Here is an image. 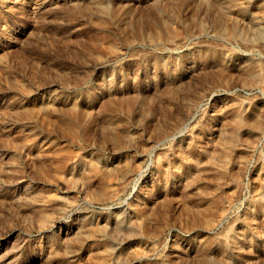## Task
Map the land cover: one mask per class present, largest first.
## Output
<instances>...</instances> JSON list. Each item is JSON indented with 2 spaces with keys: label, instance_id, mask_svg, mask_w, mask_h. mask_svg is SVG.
<instances>
[{
  "label": "rangeland",
  "instance_id": "rangeland-1",
  "mask_svg": "<svg viewBox=\"0 0 264 264\" xmlns=\"http://www.w3.org/2000/svg\"><path fill=\"white\" fill-rule=\"evenodd\" d=\"M262 3L0 0V264H264ZM237 111L258 129L211 169Z\"/></svg>",
  "mask_w": 264,
  "mask_h": 264
},
{
  "label": "bare ground",
  "instance_id": "bare-ground-1",
  "mask_svg": "<svg viewBox=\"0 0 264 264\" xmlns=\"http://www.w3.org/2000/svg\"><path fill=\"white\" fill-rule=\"evenodd\" d=\"M263 3L262 4H264V0H261ZM222 2V1H221ZM250 3V2H249ZM261 3V2H260ZM259 3V4H260ZM89 4V3H88ZM92 4H94L95 6H96V8H97V10L100 12V13H104L105 12V9H104V5L102 4V2L101 1H94V3H92ZM153 4V3H152ZM152 4H150V5H152ZM220 4V3H219ZM258 4V3H257ZM35 5V4H34ZM86 6V5H85ZM172 6V5H171ZM229 6V5H228ZM258 6V5H257ZM256 6V7H257ZM170 7V6H169ZM225 7H226V5H225ZM86 8V7H85ZM87 9V8H86ZM153 9H154V7H153ZM162 9V8H161ZM243 9V8H242ZM123 11V10H122ZM164 11V10H163ZM259 11H261V10H259ZM262 11H263V13H262V15H264V6H263V9H262ZM114 12H116V11H114ZM128 12V11H127ZM234 12V11H233ZM238 12V11H237ZM99 13V14H100ZM118 13V12H117ZM156 13V16H157V18H158V20L160 21L159 23H160V26H162L164 29H167V27H168V23H166L161 17V15H160V13H158V12H155ZM244 13V12H243ZM124 14V13H123ZM162 14V13H161ZM113 15V14H112ZM116 15V14H115ZM241 15V14H240ZM168 16V15H167ZM115 17V16H114ZM120 17V16H119ZM118 16H117V19L115 18V20H117V22H118V24L120 23V25H121V21H122V19L123 18H119ZM129 17V16H128ZM242 17V16H241ZM261 17V16H260ZM112 18V17H111ZM152 18V17H151ZM97 19V18H96ZM235 19V18H234ZM104 20V19H103ZM169 20V19H168ZM250 20V19H249ZM101 21V20H100ZM106 21V20H105ZM124 21V20H123ZM122 21V22H123ZM128 21V20H127ZM167 21V20H166ZM234 21V20H233ZM264 21V20H263ZM259 22V21H258ZM172 23V22H171ZM238 23V22H237ZM243 23V22H242ZM261 23V22H260ZM117 24V25H118ZM252 24V23H251ZM259 26V25H258ZM116 27V26H115ZM123 27V26H122ZM132 27V26H131ZM161 27V28H162ZM250 27V26H249ZM201 28V27H200ZM264 28V27H263ZM130 29V28H129ZM135 29V28H134ZM239 29V28H238ZM119 31V30H118ZM134 31V30H133ZM140 31V30H139ZM225 31V30H224ZM221 32V31H220ZM123 33V32H122ZM217 34V33H216ZM234 34H235V32H234ZM256 34H258V33H256ZM224 35V34H223ZM173 36V35H172ZM246 36H248V34L246 35ZM259 36L260 37H262L263 36V33H260L259 34ZM139 37V34L137 33L135 36H134V38L135 39H137ZM245 37V36H244ZM243 37V38H244ZM124 38V37H123ZM120 39V38H119ZM125 39H127V38H125ZM239 39V38H238ZM246 40H247V37L245 38ZM245 39H243V40H245ZM236 40V39H235ZM119 41V40H118ZM148 41V40H147ZM168 41V40H167ZM257 41V40H256ZM139 43V42H138ZM111 45V44H110ZM159 45V44H158ZM110 47V46H109ZM119 47V46H118ZM134 47V46H133ZM158 48V47H157ZM156 48V49H157ZM160 49V48H159ZM115 50V49H114ZM256 63V62H255ZM259 63V62H258ZM257 63V64H258ZM253 64V63H252ZM221 65V64H220ZM256 67V66H255ZM233 68V67H232ZM240 71V70H239ZM8 72V71H7ZM226 72H228V71H226ZM225 73V72H224ZM244 73V72H243ZM6 74V73H5ZM241 74V73H240ZM255 74V73H254ZM260 74V73H259ZM236 76V75H235ZM245 76V75H244ZM247 76H249V75H247ZM252 77V76H251ZM257 77V76H256ZM259 77V76H258ZM222 78V77H221ZM253 78V77H252ZM224 79V78H223ZM254 79V78H253ZM257 79H259V78H257ZM261 79V78H260ZM262 80V79H261ZM258 81V80H257ZM263 81V80H262ZM111 82V81H110ZM254 82H255V80H254ZM105 83V82H104ZM262 83V82H261ZM19 84V83H18ZM255 85V84H254ZM262 85H263V83H262ZM95 88V87H94ZM84 89V88H83ZM91 90V89H90ZM105 90V89H104ZM92 92V91H91ZM83 94V93H82ZM91 94V93H90ZM92 94H94V93H92ZM89 95V94H88ZM100 95V94H99ZM104 95V94H103ZM113 95V94H112ZM82 96V95H81ZM85 96H87V94H85ZM84 96V97H85ZM91 96V95H90ZM93 96H95V94L93 95ZM96 97V96H95ZM119 97V96H118ZM89 98V97H88ZM107 98V97H106ZM125 98H127V97H125ZM37 99V98H36ZM40 99V98H39ZM83 99V98H82ZM164 100V99H163ZM73 101V100H72ZM74 101H76L75 99H74ZM85 103V102H84ZM92 103V102H91ZM123 103V102H122ZM76 105V104H75ZM106 105V104H105ZM43 107V106H42ZM49 108H50V106H48ZM59 107V106H58ZM79 107V106H78ZM38 108V107H37ZM46 108H47V106H46ZM52 108V107H51ZM50 108V109H51ZM102 108H103V106H102ZM169 108V107H168ZM233 109V108H232ZM33 110V109H32ZM70 110V109H69ZM77 110H79V109H77ZM90 110V109H89ZM262 110V109H261ZM36 111H38V110H36ZM39 111H41V110H39ZM80 111V110H79ZM85 111V110H84ZM88 111V110H87ZM15 112V111H14ZM29 112H31V111H29ZM33 112V111H32ZM44 112V111H43ZM70 112V111H69ZM90 112V111H89ZM45 113V112H44ZM65 113V112H64ZM245 113V112H244ZM262 113V112H261ZM19 114H21V113H19ZM25 114V113H24ZM247 114V113H246ZM245 114V115H246ZM257 114V113H256ZM70 115V114H69ZM36 116V115H35ZM65 116V115H64ZM71 116V115H70ZM82 116H84V115H82ZM82 116H81V118H82ZM94 116V115H93ZM103 116V115H102ZM249 116V115H248ZM259 116V115H258ZM26 117H28V116H26ZM56 117V116H55ZM58 117V116H57ZM56 117V118H57ZM78 117H80V116H78ZM96 117V116H95ZM98 117V116H97ZM232 117V116H231ZM90 118H92V117H90ZM104 118V117H103ZM102 118V119H103ZM111 118V117H110ZM72 119V118H71ZM89 118H87V116L84 118V119H82L83 121H81V122H83V124H89V122L91 121L90 119L88 120ZM107 119V118H106ZM112 119V118H111ZM230 119V118H229ZM228 119V120H229ZM234 119V121L232 122L233 123V126H232V128H230V130L228 131V132H224L225 134L223 135V140H222V138H221V140L223 141V149H222V153L223 154H220L221 156H222V158H220V159H217V157H216V155H215V157H213V156H210L211 154L209 153V151H208V153L210 154V155H208V156H206V157H208V164L207 165H212V166H209L210 168L211 167H213V168H217L219 171H225L228 167H229V164H230V162H231V156L229 155V154H231L232 152V150L235 148V146H236V143H237V141L239 140V138H241V136L242 135H244V134H246L247 132H249L248 133V135H251V136H253L254 134H255V132L257 131V129H258V124L256 123V122H250V120H247L246 119V117L243 115V112L242 111H237L236 113H235V117L233 118ZM57 122H59V124L63 127V129L69 134V135H72V136H77L76 135V133H77V130H76V127L74 126V125H72V124H70L68 121H67V119H65V118H63V117H59V118H57ZM79 120V119H78ZM77 120V121H78ZM100 120H101V118H100ZM109 120V119H108ZM146 120V119H145ZM231 120V119H230ZM260 121H261V119H259ZM32 121H33V119H32ZM46 121V120H45ZM103 121H104V119H103ZM109 121H111V120H109ZM75 122V121H74ZM92 122V121H91ZM105 122V121H104ZM108 122V121H107ZM107 122H106V124H107ZM52 123V122H51ZM73 123V122H72ZM5 124V123H4ZM81 124V123H80ZM147 124V123H146ZM3 126V125H2ZM55 127H56V125H54ZM59 126V125H58ZM83 126V125H82ZM81 126V127H82ZM50 128V127H49ZM88 128H89V126H88ZM103 128V127H102ZM155 128H157V127H155ZM225 128V127H224ZM96 130V129H95ZM89 131V130H88ZM108 131V130H107ZM65 132V133H66ZM160 133V132H159ZM218 133V132H217ZM78 134V133H77ZM95 134V133H94ZM124 134V133H123ZM136 134V133H135ZM157 134H158V132H157ZM165 134V133H164ZM92 135V134H91ZM135 136V135H134ZM157 136V135H156ZM108 137V136H107ZM133 137V136H132ZM77 138V137H76ZM103 138V137H102ZM255 138V137H254ZM23 139V138H22ZM32 139H34V138H32ZM74 139V138H73ZM217 139V138H216ZM245 139V138H244ZM251 139V138H250ZM249 139V140H250ZM14 140H15V138H14ZM30 140H31V138H30ZM261 140V139H260ZM8 141H10V140H8ZM54 141V140H53ZM131 141V140H130ZM133 141V140H132ZM222 141H220V142H222ZM69 142V141H68ZM107 142V141H106ZM246 142H247V139H246ZM80 143V142H79ZM81 144V143H80ZM100 144H102V143H100ZM20 145V144H19ZM77 145V144H76ZM91 145V144H90ZM139 145V144H138ZM211 145V144H210ZM244 145V144H243ZM246 145H248V144H246ZM251 145H252V143H251ZM142 146V145H141ZM217 146V145H216ZM219 146V145H218ZM238 146V145H237ZM249 146V145H248ZM257 146V145H256ZM25 147V146H24ZM23 147V148H24ZM255 147V146H254ZM22 148V149H23ZM213 148V147H212ZM216 149H217V147H215ZM220 148V147H219ZM241 148V147H240ZM38 149V148H37ZM66 149V148H65ZM68 149V148H67ZM66 149V150H67ZM147 150H148V148H146ZM185 149V148H184ZM249 149V148H248ZM17 150V149H16ZM21 150V149H20ZM196 150V149H195ZM214 150V149H213ZM176 152V151H175ZM231 152V153H230ZM186 154V153H185ZM217 154V153H216ZM234 154V153H233ZM182 155V154H181ZM219 155V156H220ZM237 155V154H236ZM20 156V155H19ZM244 157H245V155H243ZM243 156H241V157H243ZM181 157V156H180ZM184 157V156H183ZM238 157V156H237ZM13 158V157H12ZM186 158V157H185ZM235 158V157H234ZM85 158H81L80 160H79V163L81 164V165H83L84 166V168L82 169L83 171H82V173L80 174V176H79V178H78V180L79 181H81V183H83V184H90L89 183V181L92 179V178H94V177H96L99 173H98V169H97V167L95 166V164L94 163H89V161L87 162V160H84ZM94 159V158H93ZM190 159H192L191 157H190ZM190 159H188V160H190ZM187 160V161H188ZM197 160V159H196ZM201 160H203L202 158H201ZM201 160H199L200 162H201ZM206 161H207V159H205ZM246 160V159H245ZM180 161V160H179ZM183 161V160H182ZM191 161V160H190ZM206 161H204V162H206ZM237 161H238V158H237ZM3 162V161H2ZM44 162V161H43ZM42 162V163H43ZM189 162V161H188ZM188 162H186V161H184V163H188ZM192 162V161H191ZM194 162V161H193ZM196 162V161H195ZM241 162V161H240ZM240 162H239V164H240ZM22 163V162H21ZM40 163V162H39ZM41 163V164H42ZM125 163V162H124ZM181 163V162H180ZM183 163V164H184ZM198 163V162H197ZM0 164H1V162H0ZM199 164V163H198ZM197 164V165H198ZM203 164V163H202ZM235 164V163H234ZM12 165V164H11ZM131 165V164H130ZM181 165H182V163L181 164H177V165H173L172 166V168L177 172V174H178V172L181 174V175H183V176H185L187 173H186V171L185 170H182V168H181ZM194 165V164H193ZM199 165H201V164H199ZM205 165V164H204ZM246 165V164H245ZM6 166V165H5ZM128 166V165H127ZM189 166V165H188ZM228 166V167H227ZM2 167V166H1ZM1 167H0V169H1ZM10 167V166H9ZM102 167V166H101ZM100 167V168H101ZM124 167V166H123ZM185 167V166H184ZM197 167V166H196ZM200 167V166H199ZM199 167H197V168H199ZM202 167V166H201ZM204 167V166H203ZM206 167V166H205ZM208 167V168H209ZM240 167H241V165H240ZM8 168V167H7ZM86 168V169H85ZM171 168V169H172ZM195 168V167H194ZM213 168H211V169H213ZM243 168H244V166H243ZM257 168V167H256ZM259 168V167H258ZM263 168V167H262ZM123 169V168H122ZM124 169H126V168H124ZM205 169V168H204ZM230 169V168H229ZM264 169V168H263ZM186 170H187V168H186ZM216 170V169H215ZM240 170V169H239ZM244 170V169H243ZM12 171V170H11ZM73 171V170H72ZM103 171V170H102ZM207 171H209V170H207ZM233 171V170H232ZM166 172V171H165ZM174 172V171H173ZM259 172V171H258ZM121 173V172H120ZM199 173V172H198ZM207 173V172H206ZM261 173V172H260ZM23 174V173H22ZM133 173H131V175H132ZM130 175V174H129ZM199 175H200V173H199ZM9 176V175H8ZM168 176V175H167ZM225 176V175H224ZM258 176H259V174H258ZM120 177V176H119ZM165 177V176H164ZM189 177V176H188ZM192 177V176H191ZM215 177V176H214ZM231 177V176H230ZM117 178V177H116ZM95 179V178H94ZM175 179V178H174ZM223 179V178H222ZM258 179V178H257ZM78 180H76V181H78ZM182 180V179H181ZM191 180V179H190ZM193 180V179H192ZM227 180V179H226ZM234 180V179H233ZM63 181H65V180H63ZM68 181V180H67ZM194 181V180H193ZM232 181V180H231ZM122 182V181H121ZM188 182V181H187ZM191 182V181H190ZM65 183H66V181H65ZM186 183V182H185ZM214 183V182H213ZM225 183V182H224ZM239 184V183H238ZM260 184H262V188L264 189V182H260ZM110 185V184H109ZM184 185V184H183ZM196 185V184H195ZM73 186V185H72ZM193 186H194V184H193ZM192 186V187H193ZM199 186V185H198ZM120 187V186H119ZM211 187V186H210ZM237 187V186H236ZM92 188V187H91ZM196 189H198V188H196ZM88 190V189H87ZM86 190V191H87ZM108 190V189H107ZM32 191V190H31ZM121 191V190H120ZM141 191V190H140ZM38 192V191H37ZM88 192H89V190H88ZM106 192H108L107 194L109 195V196H111V195H114V192L112 191V190H108V191H106ZM122 192V191H121ZM144 192V191H143ZM261 192V191H260ZM42 193V192H41ZM85 193V192H84ZM256 193V192H255ZM262 193V192H261ZM94 194V193H93ZM226 194V193H225ZM258 194V193H257ZM217 195V194H216ZM264 195V194H263ZM39 196V195H38ZM55 196V195H54ZM87 196V195H86ZM213 196V195H212ZM258 196H260V195H258ZM14 197V196H13ZM12 197V198H13ZM50 197H51V195H50ZM261 197V196H260ZM47 198V197H46ZM58 198V197H57ZM256 198V197H255ZM22 199V198H21ZM33 199V198H32ZM36 199V198H35ZM38 199H39V197H38ZM43 199V198H42ZM67 199H69V198H67ZM73 199V198H72ZM96 199V198H95ZM100 199V198H99ZM263 199V198H262ZM40 200V199H39ZM44 200V199H43ZM42 200V201H43ZM105 200V199H104ZM45 202H46V200H45ZM66 202H68V201H66ZM93 202V201H92ZM111 202V201H110ZM26 203V202H25ZM34 203V202H33ZM94 203V202H93ZM106 203V202H105ZM147 203V202H146ZM193 203V202H192ZM209 203V202H208ZM27 204H28V202H27ZM39 204H40V202H39ZM53 204V203H52ZM186 204V203H185ZM196 204V203H195ZM227 204V203H226ZM24 205V204H23ZM31 205V204H30ZM37 205V204H36ZM42 205V204H41ZM198 205V204H197ZM99 206V205H98ZM229 206V205H228ZM227 207V206H226ZM32 208V207H31ZM151 208V207H150ZM197 208V207H196ZM61 210V209H60ZM228 210V209H227ZM251 210V209H250ZM84 211V210H83ZM226 211V210H225ZM224 211V212H225ZM29 212H31V209H30V211ZM41 212V211H40ZM43 212V211H42ZM144 212V211H143ZM221 212V211H220ZM35 213V212H34ZM43 214H45V213H43ZM91 214V213H90ZM54 215V214H53ZM144 215V214H143ZM157 215V214H156ZM85 216V215H84ZM147 216V215H146ZM145 216V217H146ZM141 217V216H140ZM41 218H43V217H41ZM142 218V217H141ZM224 218V217H223ZM84 219V218H83ZM220 219H218L217 221H219ZM43 221V223H44V219L42 220ZM151 221H153V220H151ZM45 222H47V221H45ZM136 222V221H135ZM213 222V221H212ZM248 222V221H247ZM252 222V221H251ZM153 223V222H152ZM216 223V222H215ZM244 223V222H243ZM118 224V223H117ZM139 224H141V223H139ZM145 224V223H144ZM159 225V224H158ZM106 226V225H105ZM143 227H144V225H142ZM145 226H147V225H145ZM248 226V225H247ZM38 227V226H37ZM157 227V226H156ZM87 228V227H86ZM150 228V227H149ZM249 228V227H248ZM259 228V227H258ZM148 229V228H147ZM236 230V229H235ZM257 230V229H256ZM143 231H144V229H143ZM145 231H146V229H145ZM98 232H100V231H98ZM131 233V232H130ZM141 234H142V232H141ZM75 235V234H74ZM257 235V234H256ZM92 236V235H91ZM131 236V235H130ZM142 235H139V237H141ZM236 236L237 235H235V232H234V230L233 229H231V230H229L228 231V233H227V235L224 237V239L222 240V241H216V244L219 242V244H217L216 246H218L217 248L219 249V251L221 252V253H227V250L229 249L228 248V246H229V244L231 245V244H233V243H235L236 244ZM143 237H146V236H142V238ZM67 238V237H66ZM69 238V237H68ZM136 238V237H135ZM71 240V239H70ZM145 240V239H144ZM155 240V239H154ZM216 240V239H215ZM260 241V240H259ZM83 245V244H82ZM195 248V247H194ZM78 250V249H77ZM105 251V250H104ZM108 251V250H107ZM110 251V250H109ZM115 251V250H114ZM231 251V250H230ZM77 252V251H76ZM98 253V252H97ZM111 253V252H110ZM55 254V253H54ZM135 254V253H134ZM139 254V253H138ZM197 254V253H196ZM231 254V253H230ZM3 255V254H2ZM110 254H108V252H104L103 253V255H102V260L103 261H106V259H109V256ZM220 255V254H219ZM127 256V255H126ZM134 255H132V257H133ZM137 256V255H136ZM118 257V256H117ZM179 257V256H178ZM203 257V256H202ZM201 257V258H202ZM240 257V256H239ZM119 258V257H118ZM182 258V257H181ZM180 258V259H181ZM194 258V257H193ZM203 258H205V257H203ZM202 258V259H203ZM47 259V258H46ZM207 259V258H206ZM205 259V260H206ZM222 259V258H221ZM101 260V259H100ZM101 260V261H102ZM176 260V259H175ZM178 260V259H177ZM204 260V259H203ZM92 261V260H91ZM95 261V260H94ZM102 261V262H103ZM229 261V260H228ZM7 262V261H6ZM98 262V261H97ZM100 262V261H99ZM101 262V263H102ZM93 263V262H92ZM95 263V262H94ZM106 263V262H105ZM107 263H108V261H107ZM106 263V264H107ZM229 263V262H228ZM103 264V263H102ZM109 264V263H108Z\"/></svg>",
  "mask_w": 264,
  "mask_h": 264
}]
</instances>
